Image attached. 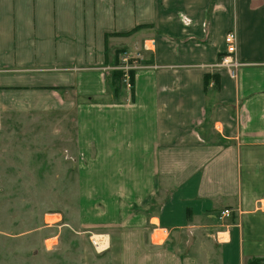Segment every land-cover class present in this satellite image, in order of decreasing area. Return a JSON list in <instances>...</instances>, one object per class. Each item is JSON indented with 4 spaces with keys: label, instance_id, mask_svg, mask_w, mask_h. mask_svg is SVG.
I'll return each instance as SVG.
<instances>
[{
    "label": "crops",
    "instance_id": "obj_1",
    "mask_svg": "<svg viewBox=\"0 0 264 264\" xmlns=\"http://www.w3.org/2000/svg\"><path fill=\"white\" fill-rule=\"evenodd\" d=\"M228 32L235 79L218 66ZM123 52L139 56L133 94L100 103ZM8 106L58 110L81 141L80 125L92 127L112 185L131 190L114 197L122 213L104 222L114 228L103 248H139L150 263L176 248L165 258L181 264L180 248H215L224 235L219 264L264 254V0H0Z\"/></svg>",
    "mask_w": 264,
    "mask_h": 264
},
{
    "label": "rangeland",
    "instance_id": "obj_2",
    "mask_svg": "<svg viewBox=\"0 0 264 264\" xmlns=\"http://www.w3.org/2000/svg\"><path fill=\"white\" fill-rule=\"evenodd\" d=\"M111 82L115 84L112 78ZM124 88L122 83L117 93L111 89L108 97L97 101H117ZM80 127L82 141L70 117L58 110L48 114L26 109L15 113L10 106L0 109V264H175L165 252L176 248H165L163 254L157 253L162 262L150 263L141 261L144 254L139 248L101 251L94 244L95 236L99 243H107V231L114 228L104 222L115 218L116 193L131 190L112 185L115 174L88 140L92 127ZM156 197L159 203L165 195ZM263 200L258 202L261 212ZM140 211L139 205H132V214ZM230 217V212L226 217L221 214L217 220L221 229L227 230ZM159 233L154 242L162 241ZM219 238L215 248H180L181 264H219L217 247L225 237ZM187 258L192 263H185ZM238 264H264V254L244 253Z\"/></svg>",
    "mask_w": 264,
    "mask_h": 264
},
{
    "label": "built area",
    "instance_id": "obj_3",
    "mask_svg": "<svg viewBox=\"0 0 264 264\" xmlns=\"http://www.w3.org/2000/svg\"><path fill=\"white\" fill-rule=\"evenodd\" d=\"M236 43L237 39L235 33L228 32L224 37L225 55L218 62V66L226 69L231 79L236 78L237 70L239 68V63L234 58ZM138 58V55H131L127 52H123L119 58L117 70L122 73V83H124L127 88H131L129 73L137 69ZM228 214L229 212L226 210L222 212V216L224 217L228 216Z\"/></svg>",
    "mask_w": 264,
    "mask_h": 264
},
{
    "label": "trees",
    "instance_id": "obj_4",
    "mask_svg": "<svg viewBox=\"0 0 264 264\" xmlns=\"http://www.w3.org/2000/svg\"><path fill=\"white\" fill-rule=\"evenodd\" d=\"M111 78H112L113 82L115 83L113 86L114 87L116 86L114 92L117 93V87L120 84H122V73L120 71H115L112 74ZM129 79H130V84H131L130 91H131V94H133V88H132L133 87V72L129 73ZM205 79H207V78H205ZM114 87H113V89H114Z\"/></svg>",
    "mask_w": 264,
    "mask_h": 264
},
{
    "label": "bare ground",
    "instance_id": "obj_5",
    "mask_svg": "<svg viewBox=\"0 0 264 264\" xmlns=\"http://www.w3.org/2000/svg\"><path fill=\"white\" fill-rule=\"evenodd\" d=\"M96 239H97V236L94 237V240H95L94 241L95 242L94 244L97 245L98 246V249L102 251L104 249L103 247L106 245V242L105 243H99V241L96 240Z\"/></svg>",
    "mask_w": 264,
    "mask_h": 264
}]
</instances>
